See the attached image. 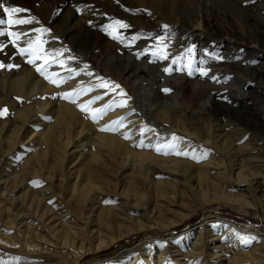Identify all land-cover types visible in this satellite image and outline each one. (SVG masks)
<instances>
[{"label": "rangeland", "instance_id": "obj_1", "mask_svg": "<svg viewBox=\"0 0 264 264\" xmlns=\"http://www.w3.org/2000/svg\"><path fill=\"white\" fill-rule=\"evenodd\" d=\"M118 1H35L33 7L20 8L27 11L14 13L11 17V19H32L31 24L9 26L6 23L0 25V31L3 32L0 35V47L3 44L4 36L9 32L23 33L19 39L13 36L11 41V44L20 49L22 43L34 39H45L49 36L63 39L62 29L80 30L89 19L93 18L101 24L103 30L101 34L103 41L100 44V49H97L99 54H103L108 49H112L118 54L122 51V55L125 54L127 58H131L150 70L149 75L134 79L137 85L134 91V101L138 104L139 111L150 122L152 119H150L149 104L157 105L164 102L169 106L176 104L181 93L175 85L180 82L181 78L190 80L192 90L203 91L197 104L200 108H204V112L206 110L204 115L208 119V128L216 129L217 125L222 126L221 134L224 133L226 138V128L234 123L240 124L236 112H244L249 117H255L256 112L260 110L259 104L264 103L261 96V92L264 91V68H261V64H259L261 61L264 62V47L240 38L241 34L247 32L246 23L253 24L252 17L242 9L244 3L239 4L238 0H230L231 4L239 8L238 12H235L228 9L226 5L224 6L221 0L186 2L185 6L190 7L189 14L193 17L191 24L197 25L201 21L199 16L204 13L201 9H207L208 13L205 14V17H209L213 23L212 27L202 30V40H196L195 32L191 35H184L185 31L171 20L172 18H167L159 11V9H164L163 7L158 9L160 0H147V4L158 1L150 6L140 4L137 15L135 14L138 19L129 18V22L117 19L113 15L112 8L116 7L119 10L122 8ZM7 2L10 3V0H0V3L4 5L9 4ZM11 6L17 8L15 4ZM1 12H3L2 9H0ZM257 12L259 11L252 15H257ZM8 19V16L5 17V20ZM141 20L148 21L151 26H160V29L155 33L148 32L145 35H140L141 33L133 27L132 23L139 24L142 23ZM260 20L264 21V17L260 16ZM116 21L127 24L129 27H120L115 23ZM158 23L161 24L158 25ZM212 29L219 32H215L213 35ZM11 44L9 42L8 46L11 47ZM66 46L69 48L71 41L68 40ZM70 50H72V46ZM16 52L19 51L16 50ZM111 53H105L106 59L110 60L114 56ZM164 55L167 56V59L163 58ZM80 56L85 59L90 54L86 51L82 52ZM96 62L97 59L91 62V65H102L103 63L99 60ZM110 62L111 60L106 64ZM190 69L203 72L200 76L191 77ZM170 84L173 85V88L169 87ZM165 88L170 90L163 94L162 90L165 91ZM248 90L252 91L251 95L248 94ZM215 91L220 93L213 97ZM222 94L225 96L221 97ZM229 97H246L245 101L247 102L235 105ZM214 99L225 103L227 110L222 108L221 112L217 114L210 111L209 106ZM155 100L157 103L154 102ZM5 121L8 126L6 133L10 134L15 126L13 115H10V119L6 117ZM150 124H153V121ZM165 126V124L159 125V130L164 131ZM239 127H243L247 132L255 131L252 126L240 124ZM73 149L75 148L70 151ZM206 149H210V153L206 152L204 155L206 159L219 157L222 167H213L212 164H209L204 174V176L207 175L206 178L200 176L203 175V170H195L191 166H189L190 168L188 166L176 167L175 173L151 177L152 186H147L145 178L137 177V173L132 169L121 172L119 175L115 168L108 170L89 164V169L98 172L92 175L96 177L97 181L100 175L104 174L112 183L106 196L98 197L97 194H94V197L98 198L91 201L77 196L76 193L72 194L66 189L73 186L76 181L71 177H79L75 187L78 188V191L90 183L85 180L84 167L80 163L73 167L72 174L68 172V168L64 169V177L70 179L68 183L65 181L63 184L60 182L49 183L43 175L46 169H44V165L41 171L42 175H34L33 168L40 165L37 163V156L33 154L34 150H23L16 147L7 151L0 147V176H3L0 178V232H3V235L8 238L17 240V231L21 235L25 230L42 231L45 238L44 242L39 244L41 249H44L49 255L59 254L60 262H53L54 264H73L74 256L78 252V244L82 241L92 240L89 236H91L90 230L93 229L107 230L108 235L110 232L113 233L111 236L124 235V237H115L109 248L88 249L87 254L81 257L77 264H90L97 261L106 264L107 261H116L117 258H122L120 263L128 264L130 262L128 260L135 258L136 254L143 255L145 251L152 252L155 256L158 255L167 242L173 255L176 253L177 255L186 254L193 260L198 258L197 264H203L200 260L204 256L205 264H216L213 259L215 257H210V254L221 255L225 259L222 261L217 259L219 264H232L235 254H241L243 250V247L237 246L242 243L241 238H245L247 234V238H254L250 239V246V244L261 243L262 237H264V197H262L264 192L260 191L263 188L255 189L250 186V189H245L242 185L235 183L233 180L235 174L231 176L228 172L230 167L227 157L219 149L216 150L214 146H207ZM57 165L59 166L51 156L47 158V168L56 169ZM218 172H224L227 177L223 178V173L216 175ZM17 176L20 178L8 182L7 188L11 189L4 193L3 180H10ZM161 180L163 185H161ZM171 185H175V189ZM98 187L104 189L103 184ZM223 192L236 196L244 195L242 197L251 201L252 205L241 206L225 200L222 197ZM120 194L124 199L117 198L120 197ZM91 195L93 193L88 196ZM247 195L248 197H246ZM110 223L112 224L111 229H107ZM200 228L205 236L211 234L223 237V242L217 244L221 247H215L214 251L213 249L208 251L207 256L196 254L197 251L191 250ZM49 233L52 238L48 236ZM256 233L257 236L254 235ZM129 252L131 254L127 256ZM3 261H0V264ZM235 264H244V260L240 259Z\"/></svg>", "mask_w": 264, "mask_h": 264}, {"label": "bare ground", "instance_id": "obj_2", "mask_svg": "<svg viewBox=\"0 0 264 264\" xmlns=\"http://www.w3.org/2000/svg\"><path fill=\"white\" fill-rule=\"evenodd\" d=\"M35 1L38 0H10V3L7 2L9 4L4 6L12 7L11 5L15 4L17 8L33 7ZM189 1L193 2V0H160L158 9L163 7L164 9H159V11L167 18H172L171 20L185 31L184 35H191L195 32L196 40H202V30L212 27L213 23L209 17H205V14L208 13L207 9H201V7L200 9L204 11L202 16L198 15L201 21L197 25L191 24L193 17L189 14L190 7L185 6L186 2ZM246 1L238 0L237 2L239 4L244 3L242 9L252 17L253 24L246 23L247 32L241 34L240 38L264 47V21L260 20V16L264 17V13L262 14L264 12V0H249L245 3ZM157 2L147 4V0H119L118 3L122 6V8L120 7L121 10L114 7L111 11L117 19H124L129 22V18L138 19L135 16L140 4L150 6ZM221 2L228 9L238 12L239 8L231 4L230 0H221ZM256 11H259L256 13L257 15H252ZM5 17H7V14L1 12L0 19H5ZM141 22L139 24L132 23L133 27L141 33L140 35H145L148 32L155 33L160 29V26H151V23L146 20H141ZM160 24L158 23V25ZM62 30L61 36L64 40L49 36L45 39H34L22 43L20 49H28L23 55L20 54V49L11 44L13 36L8 34L4 36L3 44L0 47V53L6 50L5 53L0 54V64L4 65V67H0V110L7 109V112L0 116V135L4 134L0 137V147L5 148L7 151L16 147L23 150H34L33 154L37 156V163L40 164L33 168L35 176L42 175L41 171L44 165V169H46L43 175L49 183L60 182V184H63L64 181L68 183L70 179L64 177V169L68 168V172L72 174L73 167L80 163L84 167L85 180L90 183L84 185L78 191V188L75 187L79 177H71L76 181L73 186L66 189L72 194L76 193L77 196L92 201L100 196H106L112 183L104 174H101L97 181L96 177L92 175L98 172L89 169V164L108 170L115 168L119 175L121 172L132 169L137 173V177L143 176L145 178L147 186H152L151 177L172 174L176 167L191 166L195 170H203V175L200 176L206 178L207 175L204 176V174L209 164H212L213 167L221 166L219 157L206 159V156H204L206 152L210 153V149L208 150L206 147L214 146L216 150L219 149L227 157L230 167L228 172L231 176L235 174L233 179L235 183L242 185L245 189L250 186L255 189L263 188L260 191L264 192V103L259 104L258 108L260 110L256 112L255 117H249L244 112L235 113L239 123L252 126L254 132H247L243 127H239L240 124L234 123L226 128V138L223 132L221 134L222 126L217 125L216 129L208 128V119L204 115L206 110L204 112V108H200L197 104V100L203 95L202 89V92H200V89L197 91L192 90L190 80L181 78L180 82L175 85L181 93L176 104L172 106H169L166 102L157 105L154 103L153 105L149 104L150 119L153 121V124H150L152 121L150 122L139 111L138 104L134 101V91L137 87L134 79L149 75L150 70L131 60V58H127L125 54L122 55V51L118 54V52L108 49L103 54H99L100 52L98 53L97 49H100V44L103 41L101 36L103 30L101 24L93 18L89 19L80 30L68 28ZM215 32L219 31L211 30L213 35H215ZM148 35L152 36L153 34ZM68 40L71 41L72 50H70L71 46L69 48L68 45L66 46ZM9 42L11 47L8 46ZM30 44L32 45L31 48H29ZM36 49H40L38 55L41 59H35L34 63H29L30 59H34L31 53ZM16 50L19 52H16ZM86 51L90 56L83 59L80 54ZM107 52H112L111 54L114 55L108 64L106 63L110 60L106 59L105 53ZM56 53L59 54L56 55ZM95 59H97V62L98 60L102 61V65L95 64V66H92L91 62ZM104 59L106 60L103 61ZM259 64H261V68H264L263 61ZM8 65L13 67L9 68ZM37 66L42 68L44 75L37 72ZM202 72L201 70L196 72L194 69H190V76H200ZM53 73L56 75L53 76ZM45 76H48L49 79H46ZM63 78H67L66 82L60 83L59 87L50 82L52 79L60 81ZM100 78H103V80ZM102 82H106L108 87H99ZM116 85L119 87H115ZM169 87L173 88V85L170 84ZM81 89L90 90L70 99L63 98L64 93ZM169 90H162L163 94ZM251 92L248 90L249 95H251ZM219 93V91H215L213 97ZM223 96L225 95L222 94L221 97ZM261 96L264 102V91L261 92ZM95 97H102V99L95 100L90 108H103L107 104H112V108L97 120H93L90 112L82 111L80 107V105H86L89 101H93ZM72 99H75V103L72 102ZM229 99L235 105L247 102L245 101L246 97H229ZM121 102L125 106H117ZM154 102L157 103L156 100ZM225 106V103L214 99L209 107L210 111L212 110L217 114L221 112L220 109H225ZM11 114L15 126L11 133L7 134L8 126L5 118L10 119ZM114 121L119 123L113 124ZM161 124L166 125L163 128L164 131L159 130L158 126ZM106 127L115 128L116 130H101ZM167 145H175V148H167ZM158 146L162 148V151H156ZM72 148L75 149L70 151ZM177 151L187 152L188 155H177ZM50 156L59 164L56 169L46 167L47 158ZM187 160L195 161L193 163L196 165L189 163ZM212 166L210 167L212 168ZM221 173L224 174V172H218L216 175ZM222 176L223 178L227 177L225 174ZM2 177L0 176V178ZM19 178L20 176L3 180L4 193L11 189L7 188L8 182H13ZM226 180L228 181V179ZM100 184L104 185V189L98 187ZM163 184L161 180V185ZM171 186L175 187V185ZM92 193L93 195L88 196ZM94 194H97L98 197H94ZM242 196L224 192L222 194L223 199L232 203L235 202L241 206L252 205L251 201ZM117 198L124 199L121 194ZM111 225L110 223L109 227L105 228L111 229ZM202 228L195 237L191 250L197 251L196 254L207 256L208 251L210 252L212 249L214 251L215 247H221L217 244L223 242V237L211 234L205 236ZM90 232L91 236L89 237L92 240L89 242L82 241L78 244V252L74 256L73 264H77L78 260L87 254L88 249L102 250L103 247L109 248L115 237H124V235L111 236L113 233L110 232L108 235L107 230L93 229ZM3 234V232H0V261L5 260L1 262L2 264H54L60 262L59 254H46V251L39 246L45 238L42 231L25 230L22 233L23 235L17 231V240L8 238ZM254 235L257 236V233ZM50 237L52 238V236ZM247 237L248 234L245 238ZM263 240L264 237H262L261 243L250 244V246V242L248 244H237L238 247H243V250L241 254H235L234 263L232 264L240 259L244 260V264H264ZM167 245H169L168 242L156 256L152 252L146 251L143 255L136 254L135 258L128 260L130 261L128 264H197L198 258L193 260L186 254L177 255L176 253V255H173ZM130 254L131 252L127 256ZM211 256L215 257L213 259L216 264H219L217 259L225 260L221 255L210 254ZM117 259L116 261L112 260V262L107 261L106 264H118L122 261V258ZM200 262L205 264V256ZM90 264L103 263L97 261ZM120 264L126 263L122 262Z\"/></svg>", "mask_w": 264, "mask_h": 264}, {"label": "snow or ice", "instance_id": "obj_3", "mask_svg": "<svg viewBox=\"0 0 264 264\" xmlns=\"http://www.w3.org/2000/svg\"><path fill=\"white\" fill-rule=\"evenodd\" d=\"M0 9L3 10V12L5 14H7V16L9 17L8 20H5V19H0V25H4V24H8L9 26H11L12 24H31L33 22L32 19H11L12 17V14L14 13H19V12H25L27 10L25 9H20V8H15V7H5L3 3H0ZM117 25H119L120 27H124V28H127L129 27V25L127 24H124L120 21H116L115 22ZM167 27V26H165ZM37 31H40L39 29H37ZM3 32L0 31V35H2ZM23 33H16V32H9L8 35L10 36H15L16 39H19L20 38V35H22ZM13 43H15V41H13ZM32 45L30 44L29 45V48H31ZM26 51H28V49H20V54L23 55ZM40 49H36L34 52L31 53V55L34 57V59H30L29 60V63H34L35 62V59H41V57L38 55ZM189 51H191V49H189ZM59 53H56V55H58ZM163 58L167 59V56L164 55ZM0 67H4L3 64H0ZM9 68L13 67L12 65H8ZM37 72H40L41 75H44V71L42 70V68L40 66H37L36 68ZM165 71H168V69H165ZM53 76H55L56 74L53 73L52 74ZM46 79H49L48 76H45ZM66 79L67 78H63L61 79L60 81H57L55 79H52L50 82L56 84L57 87L60 86V83H63V82H66ZM101 80H103V78H100ZM99 87H103V88H107L108 87V84L106 82H102ZM115 87H119L118 85H116ZM90 89H81V90H73V92H70V93H64L63 94V98L65 99H70L72 98L73 96H79L80 94H82L83 92L85 91H88ZM167 91V89L165 90ZM98 99H102V97H95L93 101H89L88 104L86 105H80L81 107V110L82 111H87V112H90L91 114V118L93 120H97L98 118H100L107 110L111 109L112 108V104H107L105 105L103 108H96V109H93V108H90V105L92 103L95 102V100H98ZM72 102L75 103V99H72ZM117 106H120V107H123L125 106L123 102H121L119 105ZM7 112V109H3V110H0V116L4 115V113ZM119 122L118 121H114L113 124H118ZM123 126V125H121ZM102 131L103 130H116L115 128H111V127H106V128H102L101 129ZM167 148H170V149H174L175 148V145H167L166 146ZM156 151L157 152H160L162 151V148L161 147H157L156 148ZM165 154H167V152H165ZM177 155H185L187 156L188 153L187 152H179L177 151L176 152ZM250 239H254V238H241V242L244 243V244H248L250 242Z\"/></svg>", "mask_w": 264, "mask_h": 264}]
</instances>
